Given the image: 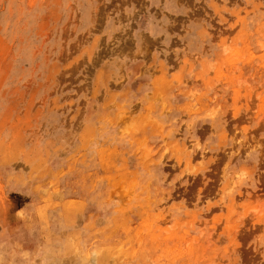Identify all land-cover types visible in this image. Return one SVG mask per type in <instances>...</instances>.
<instances>
[{
	"label": "rangeland",
	"instance_id": "374dc122",
	"mask_svg": "<svg viewBox=\"0 0 264 264\" xmlns=\"http://www.w3.org/2000/svg\"><path fill=\"white\" fill-rule=\"evenodd\" d=\"M0 264H264V0H0Z\"/></svg>",
	"mask_w": 264,
	"mask_h": 264
},
{
	"label": "bare ground",
	"instance_id": "6f19581e",
	"mask_svg": "<svg viewBox=\"0 0 264 264\" xmlns=\"http://www.w3.org/2000/svg\"><path fill=\"white\" fill-rule=\"evenodd\" d=\"M76 259V258H75Z\"/></svg>",
	"mask_w": 264,
	"mask_h": 264
}]
</instances>
